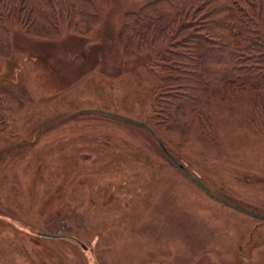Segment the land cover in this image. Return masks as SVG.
I'll use <instances>...</instances> for the list:
<instances>
[{
	"label": "rangeland",
	"instance_id": "374dc122",
	"mask_svg": "<svg viewBox=\"0 0 264 264\" xmlns=\"http://www.w3.org/2000/svg\"><path fill=\"white\" fill-rule=\"evenodd\" d=\"M145 2L110 0L89 30L66 17L47 36L2 18L0 264H264V220L96 112L146 124L211 192L264 215V90L206 79L218 68L179 58L180 38L139 45L146 22L127 15Z\"/></svg>",
	"mask_w": 264,
	"mask_h": 264
},
{
	"label": "trees",
	"instance_id": "16d2710c",
	"mask_svg": "<svg viewBox=\"0 0 264 264\" xmlns=\"http://www.w3.org/2000/svg\"><path fill=\"white\" fill-rule=\"evenodd\" d=\"M138 13L128 14L130 22L145 23L138 33V44L148 47L162 38L181 39L179 58L194 59L195 69L218 68L216 76L206 79L264 90V0H145ZM110 0H0V30L5 18L19 24L28 34L47 36L58 32L61 18L75 32L74 18L91 28L99 10ZM156 14L157 16H152ZM5 22V21H4ZM3 22V23H4ZM47 34V35H46ZM172 62L177 54L169 50ZM191 53V57L187 56ZM189 65V64H185ZM232 70L233 78L222 72ZM218 74V76H217ZM202 77V78H204ZM226 81V82H225ZM241 81V82H240ZM245 81V82H243ZM195 109V108H194Z\"/></svg>",
	"mask_w": 264,
	"mask_h": 264
},
{
	"label": "water",
	"instance_id": "95a60500",
	"mask_svg": "<svg viewBox=\"0 0 264 264\" xmlns=\"http://www.w3.org/2000/svg\"><path fill=\"white\" fill-rule=\"evenodd\" d=\"M96 112H100L102 114H105L107 116H110V117H113V118H116V119H119L121 121H124V122H127V123H130L134 126H137V127H141L145 130H147L155 139L156 141L158 142L159 146L161 147V149L163 150V152L165 153V155L193 182L195 183L201 190H203L209 197L217 200L218 202L226 205V206H229L239 212H242L246 215H249V216H252V217H255V218H259V219H262L264 220V215H261L257 212H254L246 207H243L241 205H238V204H235L233 202H230L216 194H214L213 192H211V190L202 182L200 181L197 177H195L183 164H181L175 157L172 156V154L167 150V148L165 147L163 141L161 139H159L158 137H156L153 133V131L151 130V128H149L146 124L142 123V122H138V121H135V120H132V119H129V118H126V117H122V116H118V115H115V114H111V113H107V112H102V111H96ZM39 236L41 237H46V238H58L60 236L58 235H54V234H50V233H45V232H39L38 233ZM72 240H74L75 242H77L82 248H84V244L73 238V237H70Z\"/></svg>",
	"mask_w": 264,
	"mask_h": 264
}]
</instances>
